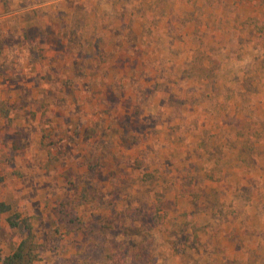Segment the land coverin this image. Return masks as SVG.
Instances as JSON below:
<instances>
[{
  "label": "rangeland",
  "instance_id": "obj_1",
  "mask_svg": "<svg viewBox=\"0 0 264 264\" xmlns=\"http://www.w3.org/2000/svg\"><path fill=\"white\" fill-rule=\"evenodd\" d=\"M0 97L1 252L17 212L34 264H72L54 205L84 189L153 264H264V0H0Z\"/></svg>",
  "mask_w": 264,
  "mask_h": 264
},
{
  "label": "trees",
  "instance_id": "obj_2",
  "mask_svg": "<svg viewBox=\"0 0 264 264\" xmlns=\"http://www.w3.org/2000/svg\"><path fill=\"white\" fill-rule=\"evenodd\" d=\"M10 105L0 97V117L8 119ZM88 202L86 190H81L71 196L69 204L59 200L54 205L56 224L64 233L84 231L89 241L83 250L72 256V264H98L110 261L118 264H153L154 256L150 253L153 243L148 239L144 244L128 246L124 241L108 238L96 221H86L80 214L79 208ZM10 205L0 200V213L8 212ZM161 199L155 202L153 223H160L166 213L162 211ZM141 208H128L126 215L131 220H137L141 215ZM7 222L11 227L22 226L26 232L21 237L15 248L9 253L0 251L1 264H34L37 258V243L29 217H20L19 213L13 212L8 215Z\"/></svg>",
  "mask_w": 264,
  "mask_h": 264
}]
</instances>
